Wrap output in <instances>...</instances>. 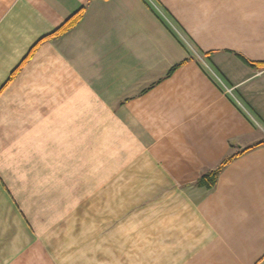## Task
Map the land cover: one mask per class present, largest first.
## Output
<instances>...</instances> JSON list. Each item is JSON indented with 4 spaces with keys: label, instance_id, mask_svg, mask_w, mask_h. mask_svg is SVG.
<instances>
[{
    "label": "crops",
    "instance_id": "1",
    "mask_svg": "<svg viewBox=\"0 0 264 264\" xmlns=\"http://www.w3.org/2000/svg\"><path fill=\"white\" fill-rule=\"evenodd\" d=\"M258 64L264 0H0V264H264Z\"/></svg>",
    "mask_w": 264,
    "mask_h": 264
},
{
    "label": "trees",
    "instance_id": "2",
    "mask_svg": "<svg viewBox=\"0 0 264 264\" xmlns=\"http://www.w3.org/2000/svg\"><path fill=\"white\" fill-rule=\"evenodd\" d=\"M82 17V10L74 13L73 15H71L57 30H55V32L51 35V36H56L59 37L63 34H65L66 32H68L69 30L73 29L77 23L80 21ZM37 45L33 46L31 48V50L29 51V54L27 55V57H30L31 54L35 51ZM238 58L244 62L245 64L251 66L252 64L250 62H248L246 59H244L243 57L237 55ZM183 62L173 66L170 71L168 73H170L171 71H173L176 67L180 66ZM258 67L262 68L264 67L263 64H258ZM258 144L245 148L243 150L237 151L235 153H230L229 155H227L218 165L216 168H214L213 170H210L208 172L203 173L198 180L196 181V186H199L201 188H204L205 190H210L212 189L217 181V177L220 173V171L231 161L233 160L237 155L251 149L252 147L257 146Z\"/></svg>",
    "mask_w": 264,
    "mask_h": 264
},
{
    "label": "built area",
    "instance_id": "3",
    "mask_svg": "<svg viewBox=\"0 0 264 264\" xmlns=\"http://www.w3.org/2000/svg\"><path fill=\"white\" fill-rule=\"evenodd\" d=\"M225 91H227V93H231L230 89L225 88Z\"/></svg>",
    "mask_w": 264,
    "mask_h": 264
}]
</instances>
